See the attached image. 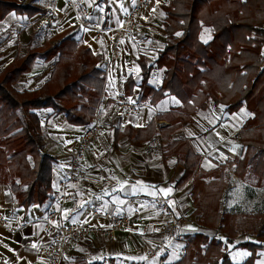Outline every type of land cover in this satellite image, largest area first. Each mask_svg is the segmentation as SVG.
I'll return each mask as SVG.
<instances>
[{
  "label": "crops",
  "instance_id": "0c3cea01",
  "mask_svg": "<svg viewBox=\"0 0 264 264\" xmlns=\"http://www.w3.org/2000/svg\"><path fill=\"white\" fill-rule=\"evenodd\" d=\"M168 2L169 0H152V8L141 13L138 25L126 35L118 37L115 28L123 23L125 14L135 0H86L90 21L100 13L106 17L109 30L105 33V39L100 40L94 31L83 27L67 9L66 0H56L53 16L62 29L82 27V41L95 54L103 55L100 66L106 83L98 106L103 129L99 139L82 159L83 180L67 185V197L62 204L63 184L70 170L69 153L74 150L77 138L86 127L69 124L65 115H53L50 110L41 112L45 151L58 158L53 170V192L44 205L25 209L18 206L9 185L0 184V218L6 219L9 227L0 228V264H50V257L42 252V248L51 240L42 220L61 206L65 224L88 222L94 230L88 238L77 242L66 252L62 264H112L115 260L121 264H140L145 259L146 251L158 244L154 233L166 224V218L160 215V210L146 198H168L169 205L176 214L195 221V224L185 222L181 228V239L186 240L187 235L195 233L211 236L217 234V230L204 227L197 221L193 196L195 177L206 182L219 181L231 187L226 195L227 191L224 193L222 212L242 205L235 201L240 197L239 191L247 193L249 198L254 193L256 198L258 195L263 196L258 191L264 190V187H259L252 175L240 168L239 172L245 175L244 178L235 172L236 165L229 164L241 159L244 154L241 141L231 138V134L237 129H243L248 118L253 117L246 109L229 115L225 112V106L209 104L205 110H186V113L180 101L168 94L155 106L140 101V58L144 57L148 66L154 67L148 81L150 86L158 90L165 76V68L158 69L155 62L158 52L166 43L163 30L166 15L163 6ZM26 3H32L44 10V13L31 19L15 13L7 16L10 23L4 32L11 31L18 21L19 28L11 31L12 39H8L4 43L6 47L0 50V72L7 64L26 53L27 49L23 54H20V50L24 45L28 47L38 26L44 21L52 25L48 6H40L34 0H27L24 4ZM23 27L28 29L23 30ZM62 29H55L50 38L44 41L54 42L51 40L52 36ZM115 46L120 51L113 58L106 74L105 49ZM52 70L53 63L37 60L32 72L19 80L18 89L31 91L39 88L49 78ZM129 77L135 81L131 95L125 84ZM121 97H126L139 108L120 110L116 101ZM175 114L190 116L189 121L181 123L178 129L169 134L173 140H187L199 157L196 170L190 177L185 176V167L176 163V157L165 155L163 151L148 155V141L134 142L128 135L116 138V133L123 132L127 126H169ZM220 176H224L221 181L218 180ZM121 186L124 191H113ZM133 189H136L135 195L130 194ZM117 198L124 203H117ZM130 198L137 199L133 205L127 206L129 224L117 233L116 243L111 244L101 234V230L108 224L103 215L123 214V206ZM82 204L83 208L80 207ZM233 204L236 206L231 207ZM249 238L250 234H240L232 246L243 244ZM179 252L180 244H175L170 261L179 259ZM250 255L249 250L235 247L231 250L230 257L234 263L241 264ZM256 264H264V251L257 253Z\"/></svg>",
  "mask_w": 264,
  "mask_h": 264
},
{
  "label": "trees",
  "instance_id": "16d2710c",
  "mask_svg": "<svg viewBox=\"0 0 264 264\" xmlns=\"http://www.w3.org/2000/svg\"><path fill=\"white\" fill-rule=\"evenodd\" d=\"M163 10L166 43L155 64L165 68V76L158 90L150 86L154 67L141 57L140 101L155 106L168 94L180 101L186 113L205 110L209 104L225 106L229 115L246 109L253 117L241 132L244 154L229 164L236 165L235 172L245 178L239 172L244 169L264 187V0H169ZM43 11L32 3L0 0V23L11 13L31 19ZM81 30L62 29L52 36L54 42L42 45H36L33 37L26 53L0 72V184L9 185L18 206L25 209L49 200L58 163L45 151L41 112L65 115L69 124L83 127L96 117L106 83L100 66L103 55L82 41ZM206 34L208 41L203 40ZM39 59L53 63L49 78L35 90L18 89L21 77L31 73ZM125 84L131 95L134 79L129 77ZM189 120V115L175 114L169 126H127L116 138L128 135L131 141L145 142L161 136L163 154L176 157L190 177L199 157L187 140L169 135ZM193 180L197 221L217 234L187 235L186 255L169 264H237L229 246L239 233L251 234L235 246L251 252L241 264H256L257 253L264 250V190L258 191L262 197L253 195L257 200L251 210L222 212L224 193L231 187L198 177Z\"/></svg>",
  "mask_w": 264,
  "mask_h": 264
},
{
  "label": "built area",
  "instance_id": "2783aa9c",
  "mask_svg": "<svg viewBox=\"0 0 264 264\" xmlns=\"http://www.w3.org/2000/svg\"><path fill=\"white\" fill-rule=\"evenodd\" d=\"M67 9L74 14L79 23L94 31L97 37L105 39V33L109 30L104 14H97L94 20L90 21V13L86 6V0H66ZM152 8V0H135L131 9L125 14L123 23L115 28L118 37L132 31L139 22V16L144 10ZM119 48H106L104 54L105 71L108 74L113 58L119 54ZM116 104L120 110H137L138 105L131 103L126 97L117 99ZM100 110H97L96 117L92 124L86 127L77 138L75 148L69 153L70 170L67 180L63 184L62 204L67 197V185L77 183L84 178L82 159L92 145L99 139L103 129V120L100 117ZM242 129H237L231 134V138L241 141ZM165 143L161 136L154 137L147 143L146 153H161ZM146 198V197H145ZM137 198H130L123 206V214H104L103 218L108 223L107 227L101 230V234L109 243L115 244L117 233L129 224L127 206L133 205ZM151 200L160 210V215L166 218V224L161 230L154 233L158 244L146 251L145 259L140 264H169L173 246L180 244L179 259L186 255V241L181 239L180 231L185 222L195 224L194 220L176 214L169 205V199L165 197L146 198ZM61 204V205H62ZM46 227V233L51 238L50 243L42 248L43 254L50 257V264H62L66 252L77 242L88 238L94 231L88 222H72L65 224L62 218V206L54 210L42 220ZM0 228L9 229L7 220L0 218Z\"/></svg>",
  "mask_w": 264,
  "mask_h": 264
},
{
  "label": "rangeland",
  "instance_id": "374dc122",
  "mask_svg": "<svg viewBox=\"0 0 264 264\" xmlns=\"http://www.w3.org/2000/svg\"><path fill=\"white\" fill-rule=\"evenodd\" d=\"M18 1H20V2H22L24 4L27 0H18ZM34 1L36 2V4H38L40 6H43V7L48 6L49 7L48 9L50 10L51 17H52L51 20H50L52 22V25H48V21H44V23L42 25L37 27L38 30L36 31V35L34 34L35 35L34 38L36 39L35 40L36 41L35 44L36 45H41L44 42L45 39L50 38V36L53 34V31H55V29L56 30H60V29H62V26L59 25V23L56 21V18H54V16H53L54 13H55L54 12V9H55L54 4H56V0H34ZM9 23L10 22H9L8 18L6 20H4L2 23H0V50H2L3 48L6 47V45L4 43H6L7 40L12 37L11 34H10L11 31L13 29H17L18 30V28H19V26H17V23H15L11 31L9 30V31L4 32L5 29L7 28V25H9ZM25 28L23 27V30ZM2 29H3V31H2ZM26 29H28V28H26ZM207 34L203 36V40L204 41H208L209 40L210 36L207 35ZM27 35H29V31L27 32ZM26 49H27V47L24 45L21 48V50H20V52H21L20 54L25 53ZM159 126H163V125L161 124ZM260 194H262V193H260ZM238 195L240 197L238 199H236L235 201H237V203H240L242 205L236 207L237 209H240V210H243V211H249L255 206V202H256L257 199H252V198H254V196L251 195L250 198H249L247 193H243L241 191L238 192ZM234 205L235 204L231 205V207H233ZM227 210H229V209L227 208ZM240 234L241 233H239L235 238L239 237ZM245 234L249 235L250 233H245ZM232 245H234V242L232 243ZM232 245L230 244L229 250H233L235 248Z\"/></svg>",
  "mask_w": 264,
  "mask_h": 264
},
{
  "label": "snow or ice",
  "instance_id": "6c2138e0",
  "mask_svg": "<svg viewBox=\"0 0 264 264\" xmlns=\"http://www.w3.org/2000/svg\"><path fill=\"white\" fill-rule=\"evenodd\" d=\"M177 35H180V33H177ZM174 99V98H173ZM174 102L175 103H179V101H176V100H174ZM101 179H104L103 177H101ZM113 191H124V187L123 186H121L119 189H114ZM160 191H165L164 189H160ZM131 195H135L136 194V189H133V191L130 193ZM152 195H154V193H151ZM117 203H120V204H123L124 203V201H122V200H119L118 198H117V201H116ZM80 207L81 208H83L84 207V205L82 204V205H80ZM65 218H67V216L65 217Z\"/></svg>",
  "mask_w": 264,
  "mask_h": 264
}]
</instances>
